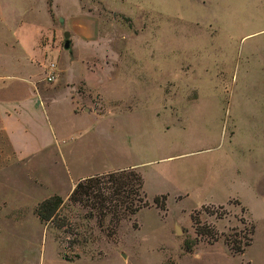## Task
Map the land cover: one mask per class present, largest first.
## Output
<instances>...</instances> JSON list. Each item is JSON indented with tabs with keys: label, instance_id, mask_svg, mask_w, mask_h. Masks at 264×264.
Returning <instances> with one entry per match:
<instances>
[{
	"label": "rangeland",
	"instance_id": "rangeland-1",
	"mask_svg": "<svg viewBox=\"0 0 264 264\" xmlns=\"http://www.w3.org/2000/svg\"><path fill=\"white\" fill-rule=\"evenodd\" d=\"M21 37L28 44L13 54L34 58L31 75L51 95L52 119L71 121L69 87L50 90L65 81L86 82L76 87L84 106H136L103 122L106 152L93 141L97 151L85 146L76 157L138 164L150 206L100 226L68 201L66 183L82 172L44 154L22 183L15 175L0 183V264H264V0H0V38ZM160 193L169 194L165 211L153 206ZM53 194L63 199L66 229L36 217ZM241 219L254 232L234 254L224 239L243 248ZM204 225L220 234L216 242L198 237Z\"/></svg>",
	"mask_w": 264,
	"mask_h": 264
},
{
	"label": "crops",
	"instance_id": "crops-1",
	"mask_svg": "<svg viewBox=\"0 0 264 264\" xmlns=\"http://www.w3.org/2000/svg\"><path fill=\"white\" fill-rule=\"evenodd\" d=\"M81 28L82 33L87 35V28L85 26ZM74 33L80 34L78 30ZM33 35L37 51L45 58L42 44L44 37L41 31L35 30ZM20 44L26 47L27 37L17 38L14 41L0 38V183H13L14 175L15 182L21 181L22 183L27 178L23 173L24 170L44 154L58 155L59 163L65 167L66 171L82 172L71 183H66L68 196L74 186L85 178L128 168L137 170L138 164L136 163L109 168L106 158L99 160L94 158L98 155L95 152H91L89 157L84 159L76 157L80 149L85 146L88 147L86 151L90 148L93 150V147L97 151L98 146L93 145V141L99 144V150L106 152L111 134L104 129L103 122L110 114L116 117L131 113L136 106L133 103L126 105L124 101L111 105L101 104L98 108L90 105L84 106L76 87L80 81H83L85 85L86 82L84 80L65 81V85L59 82L50 90L57 92L63 87H69L70 92L64 99L68 103L71 102L69 112L65 114L66 117H70L71 121L63 122L52 119L46 106L51 95L41 85L43 82L35 81L31 75V68L35 66L34 58L29 56L20 58L13 54ZM38 65L40 66L41 63ZM42 66L43 64L40 67L43 68ZM43 81L47 82L46 79ZM46 96L47 100H45ZM102 100H104L103 96ZM125 108L127 110H124ZM131 108L134 109L131 110ZM102 155L103 153H101L103 158ZM105 156L107 157L106 153ZM161 194L169 196L167 193L158 195ZM1 205L5 206L4 203Z\"/></svg>",
	"mask_w": 264,
	"mask_h": 264
},
{
	"label": "trees",
	"instance_id": "trees-1",
	"mask_svg": "<svg viewBox=\"0 0 264 264\" xmlns=\"http://www.w3.org/2000/svg\"><path fill=\"white\" fill-rule=\"evenodd\" d=\"M167 195H156L153 199V206L161 211L166 209ZM68 201L73 205H80L88 208L87 218H97L98 224L103 225L106 218H109V225L114 228L122 220L130 219L139 210L150 206L147 194L144 190V180L136 169H123L112 171L105 174L94 175L80 180L71 190ZM236 204L239 202L235 201ZM63 206V199L58 195H53L40 203L35 208V214L43 224L51 223L56 229H66L69 225L68 220L60 215ZM244 212V208H242ZM215 214L216 213H212ZM222 215V214H220ZM218 218H221L218 216ZM193 220L194 217L192 216ZM196 221V222H195ZM199 224L194 219V225ZM240 223L247 231L243 248L235 243L230 236L226 235L225 244L234 254H241L245 247L252 241L254 226L247 219H241ZM196 234L198 237L207 238L208 242H216L220 234L212 226H197ZM240 232L235 233L237 236ZM234 238V237H233ZM188 252L191 249H187ZM70 261L69 259H65Z\"/></svg>",
	"mask_w": 264,
	"mask_h": 264
},
{
	"label": "built area",
	"instance_id": "built-area-1",
	"mask_svg": "<svg viewBox=\"0 0 264 264\" xmlns=\"http://www.w3.org/2000/svg\"><path fill=\"white\" fill-rule=\"evenodd\" d=\"M47 74L45 76V79L47 82H54L56 79V66L55 64L51 63L49 66H47Z\"/></svg>",
	"mask_w": 264,
	"mask_h": 264
},
{
	"label": "water",
	"instance_id": "water-1",
	"mask_svg": "<svg viewBox=\"0 0 264 264\" xmlns=\"http://www.w3.org/2000/svg\"><path fill=\"white\" fill-rule=\"evenodd\" d=\"M64 38H65V41H64V49H69L70 48V41H69V34L68 33H66L65 35H64ZM176 230L177 231H179V229H178V227L176 226Z\"/></svg>",
	"mask_w": 264,
	"mask_h": 264
}]
</instances>
